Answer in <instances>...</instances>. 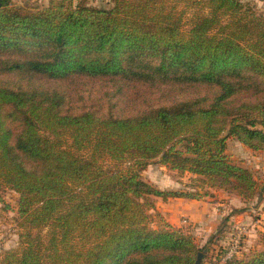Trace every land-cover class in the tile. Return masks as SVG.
Instances as JSON below:
<instances>
[{"label": "trees", "instance_id": "trees-1", "mask_svg": "<svg viewBox=\"0 0 264 264\" xmlns=\"http://www.w3.org/2000/svg\"><path fill=\"white\" fill-rule=\"evenodd\" d=\"M251 1H80L32 13L0 0V75L192 92L116 117L67 112L57 90L0 82V203L6 190L20 195L21 231L0 264L197 263L205 248L168 222L153 228L150 211L153 197L198 194L161 190L142 172L159 164L256 193L254 175L227 154L230 138L264 152V15ZM226 264H264V250Z\"/></svg>", "mask_w": 264, "mask_h": 264}, {"label": "rangeland", "instance_id": "rangeland-1", "mask_svg": "<svg viewBox=\"0 0 264 264\" xmlns=\"http://www.w3.org/2000/svg\"><path fill=\"white\" fill-rule=\"evenodd\" d=\"M80 1H85L89 6L100 8L113 6L112 0H8V3L36 13L49 8L54 3L68 4L72 2V5H77ZM251 3L258 13L264 15V1L252 0ZM35 50L31 46L25 48L26 52L32 54ZM0 82L8 83L14 88L22 86L25 88L39 87V89L50 91L57 90L66 96L63 108L67 112L92 109L116 117H131L145 110L174 104L189 98L192 93L191 91L184 94L176 93L169 91L166 86L150 87L141 82L123 87V85L115 84L112 81L78 77L54 81L40 78L27 80L15 75H0ZM227 154L235 164L250 170L256 178L257 191L251 199L242 198L236 193H229L220 188H209L199 176L173 171L159 164H151L142 172L143 179L153 186L161 185L163 188H175L176 191L198 194L199 197L196 200L201 203L199 209L205 206L209 208L205 214L202 213L198 216L196 213L198 219L183 215L179 218L176 226L171 224L172 227L180 229L184 234L192 236L199 247L205 248L200 264H226L225 254L232 242L235 241L236 228L239 226H244L248 232L242 237L241 249L236 258L246 260L254 253L264 250V226L263 229L255 226V223L259 225L264 223V152L250 150L235 138H230ZM108 163L111 162L108 161ZM2 196L5 204L0 203V257L19 247L21 232L17 214L20 195L15 191L6 190ZM227 196L237 198L238 201H233L234 204H238L237 208L232 207V210H226L218 204L227 201ZM216 207L222 208V212H218ZM238 212L243 214L240 216H243L245 220L240 222L244 224H230L229 214ZM150 214L153 220L152 227L155 229L162 227L164 222H167L158 211L151 210ZM203 215H206L205 220ZM200 218L204 221L201 222ZM211 221L213 222L210 224ZM202 228L204 229L202 230ZM205 228H207L206 231ZM250 229L258 231L250 235Z\"/></svg>", "mask_w": 264, "mask_h": 264}, {"label": "crops", "instance_id": "crops-1", "mask_svg": "<svg viewBox=\"0 0 264 264\" xmlns=\"http://www.w3.org/2000/svg\"><path fill=\"white\" fill-rule=\"evenodd\" d=\"M158 188L161 190L167 189V190H175V188H163L161 185H158ZM228 200L225 202H220L218 203L220 206L226 208V210H232V207L237 208L238 204H234L233 201H238L237 198H232L231 196H227ZM154 202H155V209H153V212H160L164 218L166 219V221L170 224H172L173 226H176V224L179 221V218L183 215H189L191 217H196V213L197 215H201L202 213L205 214L208 212L209 208L207 206H205L202 209H199L201 206V203L198 200H190V199H183V198H169L168 200H163L161 198H154ZM212 207V206H211ZM213 208V207H212ZM217 208V207H216ZM215 209V208H213ZM222 208H217L218 212H222L221 211ZM200 210V213H199ZM241 212L238 213H230L228 216V220L230 221V224H244L240 221H243L244 217L240 216L243 214H240ZM236 214V215H235ZM205 216L204 220H205ZM241 218V219H240ZM198 219V218H197ZM199 220H201V222H203L204 220L202 218H200ZM245 220V219H244ZM235 221V222H233ZM248 221H249V217H248ZM213 221L210 222V224ZM250 225H252V223H249ZM256 227H259V229H263L264 223L263 225H259L257 223H255ZM204 228H202L203 230ZM207 228H205L206 231ZM204 231V232H205ZM258 230H254V229H250V235L253 234L254 232H257ZM251 241V240H250Z\"/></svg>", "mask_w": 264, "mask_h": 264}, {"label": "built area", "instance_id": "built-area-1", "mask_svg": "<svg viewBox=\"0 0 264 264\" xmlns=\"http://www.w3.org/2000/svg\"><path fill=\"white\" fill-rule=\"evenodd\" d=\"M236 230H237L236 239L235 241L232 242L231 247L226 252L224 261L230 260L239 254L241 249L240 245H241L242 237L248 232L247 228H245L244 226H239L236 228Z\"/></svg>", "mask_w": 264, "mask_h": 264}, {"label": "water", "instance_id": "water-1", "mask_svg": "<svg viewBox=\"0 0 264 264\" xmlns=\"http://www.w3.org/2000/svg\"><path fill=\"white\" fill-rule=\"evenodd\" d=\"M201 258H202V254L199 256V259H198V261H197L196 264H200V262H201Z\"/></svg>", "mask_w": 264, "mask_h": 264}]
</instances>
